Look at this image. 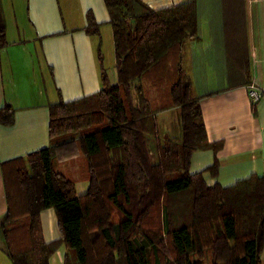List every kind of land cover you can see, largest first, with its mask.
Masks as SVG:
<instances>
[{
	"label": "trees",
	"instance_id": "1",
	"mask_svg": "<svg viewBox=\"0 0 264 264\" xmlns=\"http://www.w3.org/2000/svg\"><path fill=\"white\" fill-rule=\"evenodd\" d=\"M104 1L118 85L102 69L98 93L50 106V148L1 164L8 210L0 231L12 264H51L62 246L74 255L65 264H152L150 251L153 264H162L153 237L160 242L164 235L174 264H204L208 255L213 264H262L264 178L210 187L201 173L190 172L195 151L219 149L208 143L183 66L185 43L200 34L198 1L161 10L141 0ZM99 29L89 14L85 31L98 35ZM6 45L0 14V50ZM173 108L180 110L181 138L162 141L157 117ZM13 123L6 105L0 124ZM80 153L88 167L83 196L55 163ZM217 169L218 162L209 171ZM181 196L174 222L167 202ZM47 209L55 211L61 233L51 243L41 220Z\"/></svg>",
	"mask_w": 264,
	"mask_h": 264
},
{
	"label": "crops",
	"instance_id": "2",
	"mask_svg": "<svg viewBox=\"0 0 264 264\" xmlns=\"http://www.w3.org/2000/svg\"><path fill=\"white\" fill-rule=\"evenodd\" d=\"M141 1L161 10L188 0ZM197 1L200 34L185 43L183 66L208 143L219 149L195 151L190 172L201 173L210 187L228 188L253 175L264 178V0ZM0 14L7 40L0 50V109L14 110V123L0 124L1 221L8 210L1 164L50 148L51 105L98 93L102 69L112 86L119 80L104 0H0ZM89 14L100 26L98 35L85 31ZM251 84L263 92L257 104L249 97ZM151 96L157 97L155 91ZM157 121L162 140L181 138L178 108L161 112ZM216 162L214 174L209 168ZM41 220L45 241L60 240L55 211H43ZM67 255L74 256L62 246L51 264H65ZM0 264H12L1 231Z\"/></svg>",
	"mask_w": 264,
	"mask_h": 264
},
{
	"label": "rangeland",
	"instance_id": "3",
	"mask_svg": "<svg viewBox=\"0 0 264 264\" xmlns=\"http://www.w3.org/2000/svg\"><path fill=\"white\" fill-rule=\"evenodd\" d=\"M153 91H151V94ZM162 141H165V140H162ZM79 155H82V154H79ZM82 158L75 159V160H69V161H63V160L60 161V158H59V159H56L55 161L57 169H60L66 172L68 176L71 177L75 181L77 185V193L79 196L84 195L88 188V183H87L88 181L86 180V173L88 171L87 169L88 167H87V162L84 160V158L83 159ZM182 199L183 197L181 196V197L173 198L167 202V204H169L170 206V211L175 216L174 222L179 220L177 218V216L179 215L178 208L181 207ZM154 223H156V220L154 221ZM151 232L153 233L157 231H151ZM153 238L156 241L157 252L159 254L162 264H174L173 261L175 259V254H174V250L172 247L170 236L169 235L162 236V240L160 242L158 241V237H153ZM150 258H151V263L153 264L154 254L152 251H150ZM72 264H75L73 260H72ZM204 264H213L211 255H208V258L204 261Z\"/></svg>",
	"mask_w": 264,
	"mask_h": 264
},
{
	"label": "built area",
	"instance_id": "4",
	"mask_svg": "<svg viewBox=\"0 0 264 264\" xmlns=\"http://www.w3.org/2000/svg\"><path fill=\"white\" fill-rule=\"evenodd\" d=\"M249 97L253 104H257L263 97V92L257 88L254 84L248 87Z\"/></svg>",
	"mask_w": 264,
	"mask_h": 264
}]
</instances>
